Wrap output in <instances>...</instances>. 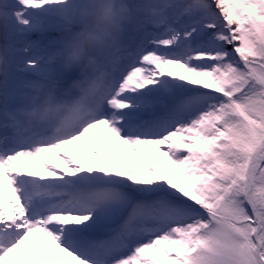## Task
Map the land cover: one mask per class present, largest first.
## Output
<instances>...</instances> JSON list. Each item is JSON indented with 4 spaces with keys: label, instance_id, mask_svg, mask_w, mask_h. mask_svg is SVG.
<instances>
[{
    "label": "snow or ice",
    "instance_id": "snow-or-ice-1",
    "mask_svg": "<svg viewBox=\"0 0 264 264\" xmlns=\"http://www.w3.org/2000/svg\"><path fill=\"white\" fill-rule=\"evenodd\" d=\"M0 25V264H264V0H0Z\"/></svg>",
    "mask_w": 264,
    "mask_h": 264
},
{
    "label": "clouds",
    "instance_id": "clouds-1",
    "mask_svg": "<svg viewBox=\"0 0 264 264\" xmlns=\"http://www.w3.org/2000/svg\"><path fill=\"white\" fill-rule=\"evenodd\" d=\"M106 30H118V26L113 21L104 20L99 16H93L90 21V31L101 33L102 36ZM101 36H93L89 34V31H85V33L81 35L77 42L71 43L69 45L71 49L69 51V59L73 61L79 60L84 54V50L86 48L102 47L103 41Z\"/></svg>",
    "mask_w": 264,
    "mask_h": 264
},
{
    "label": "bare ground",
    "instance_id": "bare-ground-1",
    "mask_svg": "<svg viewBox=\"0 0 264 264\" xmlns=\"http://www.w3.org/2000/svg\"><path fill=\"white\" fill-rule=\"evenodd\" d=\"M38 39V37H36ZM3 44V38H0V46ZM154 155H158V153L155 151V149L151 150Z\"/></svg>",
    "mask_w": 264,
    "mask_h": 264
},
{
    "label": "rangeland",
    "instance_id": "rangeland-1",
    "mask_svg": "<svg viewBox=\"0 0 264 264\" xmlns=\"http://www.w3.org/2000/svg\"><path fill=\"white\" fill-rule=\"evenodd\" d=\"M3 34V26L0 25V36ZM153 150V149H152Z\"/></svg>",
    "mask_w": 264,
    "mask_h": 264
}]
</instances>
